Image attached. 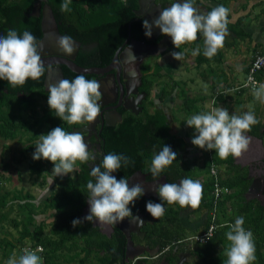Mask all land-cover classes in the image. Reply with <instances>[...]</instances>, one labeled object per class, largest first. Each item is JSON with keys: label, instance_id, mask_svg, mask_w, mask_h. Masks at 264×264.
<instances>
[{"label": "trees", "instance_id": "trees-1", "mask_svg": "<svg viewBox=\"0 0 264 264\" xmlns=\"http://www.w3.org/2000/svg\"><path fill=\"white\" fill-rule=\"evenodd\" d=\"M37 0H0V36H6L9 29H14L22 36L24 31L31 32L39 42L42 33L40 29V16L32 14L33 4ZM48 3L52 9L57 23L58 31L64 36H71L73 40L80 42L76 59L74 61L83 67L101 66L111 59L112 53L118 42L126 35L128 25H130L133 36L139 40L147 41L143 22L134 21V10L138 8L139 0H70L68 12H61L60 6L65 0H42ZM215 4L207 6L210 12L218 5H223L229 9L227 28L234 34V39L244 40L249 38V33L244 31V19L252 12L243 14L235 21H232L230 13L231 0H213ZM241 4L240 8L246 10L247 2ZM261 1V0H259ZM263 1V0H262ZM200 0H194V5ZM200 34V33H198ZM234 41V40H233ZM93 47L86 50L84 47L90 43ZM187 44L197 46L201 40L192 43L182 44L185 48ZM233 43H224V46L231 47ZM182 48V50H184ZM196 63L215 60L222 62L224 54L221 49L212 58H203L201 50L194 58ZM151 73L152 76L161 78L164 76L163 68L159 64ZM46 73V67H45ZM45 73L37 80L28 78L23 86L12 87L8 81L0 79V137L5 140L15 139L23 132L33 131L37 124H44L47 134L54 125L61 122L50 109L48 101V90L44 87ZM64 79L74 80L81 74L70 71L62 66ZM86 79L92 80V74H83ZM173 84L164 85L161 88L159 100L163 102L167 95L177 87L176 81L169 77ZM169 83V81H168ZM170 84V83H169ZM146 89L151 85L150 80H146ZM42 99L45 104L42 106L43 114L36 117L35 106L38 100ZM183 110L187 115L192 111H197L194 100H187L183 105ZM28 112H32L35 117L32 121L27 119ZM258 119V118H257ZM259 123L251 127V131L246 134L259 138L264 146V120L258 119ZM121 126L117 127L113 134L109 131L104 134V148L106 155L115 153L129 158L127 166L117 171L126 176H130L136 171L151 173V163L155 155L164 145L170 146L177 153V159L165 168L160 176H166L173 183L177 178H188L194 180L193 175L198 171L203 173L200 183L203 186V196L199 207L192 209L195 213L207 214L202 222L199 232L207 229L211 223V215L215 214L213 222L216 230L213 236L206 243H198L191 238L192 244L185 245L192 256L190 264H225L227 260L226 250L230 242L226 238V233L230 230L227 225L233 224L237 217L244 218L243 227L250 230L254 236L256 260L252 264H264V204L256 198H246V192L251 183V178L247 171L234 164L232 155L227 159H221L214 149L207 151L212 154V160H207L201 166H189L184 160L187 151L186 141L170 132V122L163 108L157 109L154 114H146L139 118L125 119ZM39 126V127H40ZM68 132V130H67ZM36 141H29L20 148L22 156L29 155V171L37 177H41L43 169L52 163L46 159H33L36 149ZM198 147V146H197ZM103 160V159H102ZM213 162L217 169V179L221 185L228 187V192L220 198H215L212 194L214 179L208 175L210 162ZM102 164V161L100 165ZM103 170V169H102ZM82 174L68 175L63 181L59 178L58 187L51 191L41 202V209L28 199L23 202L26 215L20 220L8 216L4 209L14 203L15 200H22L31 195H21V192L14 194L10 201L6 200L9 192L0 191V222L12 223L19 237L12 242L8 238H0V264H8L12 257L13 250H16L19 257V248L25 243L32 246H40L42 264H57L64 262H76V264H123L124 241L122 238H103L90 222L82 221L79 216L90 193L87 189V170ZM41 183H45L41 177ZM4 181V176L0 171V184ZM263 196L264 194L261 193ZM22 206L19 202L18 206ZM165 208V213L159 218L158 234L159 238L154 246L160 249L165 247L170 251L178 244V239L182 237V227L179 222L181 211L184 210L178 203H173L172 208ZM191 209V207L189 206ZM39 211V212H38ZM50 216L51 220L45 219L36 221L38 214ZM167 222L162 226V220ZM74 219L81 220V223L73 227ZM222 225H225L222 227ZM183 246V245H182ZM82 255V256H81ZM170 262L174 257L169 254Z\"/></svg>", "mask_w": 264, "mask_h": 264}, {"label": "clouds", "instance_id": "clouds-1", "mask_svg": "<svg viewBox=\"0 0 264 264\" xmlns=\"http://www.w3.org/2000/svg\"><path fill=\"white\" fill-rule=\"evenodd\" d=\"M69 3L70 0H65L60 6V11H70ZM228 13V8L218 5L210 12L201 14L194 6V0H180L170 7L163 8L151 24L145 19L143 27L146 30L145 35L150 38L152 27L155 25L163 35L171 37L172 43L178 49L182 44L196 41L200 33L204 38L205 55L210 59L224 46L229 35ZM57 44L66 54L74 52L75 42L71 36L59 37ZM38 47L39 42L29 31H24L21 36L16 30L9 29L6 36H0V79L16 87L23 86L28 78L37 80L43 76L45 65ZM192 54L198 55L199 48L193 50ZM171 55L176 60L183 58L180 51L172 52ZM100 88L101 85L96 80H88L83 74L71 81L61 79L57 84L48 85L47 103L55 115L69 125L91 123L101 112V105L98 103L102 97ZM253 94L256 99L264 101V84L254 87ZM186 123L198 133L192 138L193 145L205 150L214 149L221 159H227L229 155L239 157L242 151L247 150L249 137L246 133L251 131V127L258 124L259 120L252 112H246L242 116L230 115L227 108L220 107L193 115ZM88 148L79 132H67L62 127H55L47 134L40 135L33 159L43 158L53 162L54 175L63 176L75 171L77 161L86 163L96 159ZM176 159L177 153L170 146L164 145L152 160L151 174L154 177L160 176ZM122 163L127 166L129 158L108 153L103 156L101 165L92 166L90 174L95 178V182H87L90 193L87 202L90 208L85 220L104 224H116L125 218L141 220L133 214L129 205H134L135 201L144 195L145 190L139 183L130 187L128 179H117L112 175L122 167ZM156 191L160 200L168 204L178 203L182 208L199 207L203 196L202 184L188 178L179 183L161 184ZM146 210L156 219L165 213L162 203L152 201L146 203ZM80 223L79 219L72 221L73 227ZM243 224L244 218L237 217L233 224L227 225L230 230L226 233V238L230 245L226 250L225 264H252L256 260L253 233L246 230ZM207 237L210 239L208 233ZM37 251L42 252L43 249ZM8 264H42V259L36 251L25 250L18 258H9Z\"/></svg>", "mask_w": 264, "mask_h": 264}, {"label": "flooded vegetation", "instance_id": "flooded-vegetation-1", "mask_svg": "<svg viewBox=\"0 0 264 264\" xmlns=\"http://www.w3.org/2000/svg\"><path fill=\"white\" fill-rule=\"evenodd\" d=\"M154 1L162 9L170 7L173 3L180 2V0ZM200 3L201 2L195 5L201 6ZM36 10V8L33 10L34 14L37 13ZM134 15V21H144L143 16L136 14ZM155 15L156 13L153 14V16ZM128 35L129 39L126 42ZM198 35L201 36L199 40H201L202 44L203 36L202 34ZM165 36L167 35H163L162 33H160L157 35V37L152 40H148L147 37V41H142L133 36L131 27L130 25H128L126 35L122 37L118 42L116 48L114 49V52L112 53L111 59L105 64L97 66L100 68H107V66L109 67L99 74H92V80H96L101 85L100 91L102 93V97L101 100L98 102L101 105V112L99 116L94 122L91 123L86 122L85 124L69 125L67 122L61 119V122L54 125L55 127H62L65 131L68 130V132H79L84 137V142L89 147L88 151L95 155L96 159L94 161H88L86 163H81L80 161H77L75 164V171L73 173H68L63 176H57V178L61 177V180L63 181L68 175L82 174L84 173L82 171L87 170V177H89V180L95 182V178L92 177L90 173L92 166L100 165L103 156L106 155L104 148V134H106L107 131L113 134V131H115L117 127L123 125L122 121H124L125 119L132 120V118L136 119L146 114H154L155 111L159 109L158 103L156 102V98H154L151 94V90L153 89V87L156 86L155 81L153 80L154 76H152L151 73L157 67L156 65H160V60L162 59L165 53L169 52L168 50L172 45H169L166 50L160 52L158 55L142 53L140 51L135 50L132 46H134L135 41H140L145 44H156ZM93 43L94 42L88 43L84 48L86 50L91 49L94 46ZM187 46L190 47V50L192 51L197 49L195 48L197 46H191L188 44L185 46V48H187ZM119 47L121 48L117 55L118 62L111 63L115 51ZM146 80H150L151 82V85L148 90L146 89V85H144ZM162 108L163 111L167 114V109L165 107ZM251 159H254L252 160L253 162L249 163V161H247L248 164L242 168L247 171L248 175L251 178V183L249 187H251L254 192L258 193V190L255 189V184L259 178L264 177V150L261 155V153L258 152L257 148H255ZM51 164L52 163H50L49 165ZM197 174L199 175L201 173L198 172ZM112 175L116 176L117 179H121L124 177L121 172H115ZM194 176L195 174L193 175V177ZM125 178L129 180L130 187L134 184L139 183L145 190L144 195L138 198L135 201L134 205H129V207L132 209L133 214L141 219L136 220L134 224H130L129 226L131 230L130 238L133 242L134 247H136V249L142 247L146 248L147 250L145 249L143 253L136 256L133 260L125 259V255L123 254V264H175L179 261L182 256L184 257V261L182 264H190L193 259L188 249H186L185 245L190 243L192 244L193 242H191V238H194V236L203 232H199L198 230L202 222H204V220L206 219L207 214L195 213L192 211V208L190 209L189 207H184V210L181 211L179 217V222L181 224L180 227H182L183 232L181 238L183 239L181 240V242L180 240H178V244L172 249V251H170V249L166 247L160 249L159 246H154V244L159 238V235H157L159 231V218H154L146 210V203L148 201H152L154 203H162L167 209L170 207L172 208L173 204H168L166 201L160 200L156 189L161 184H172L173 182L172 180L166 178V176L164 175L161 177H154L151 173H143L140 171H136L130 176H126ZM44 179L47 180L46 177H44ZM58 180L56 188L59 185ZM181 180H183V178H177L176 183H179ZM87 199L79 216L82 221H87L84 218L89 214L90 205L88 204ZM129 219L131 218H125L124 221ZM166 222L167 220L163 218L162 226H164ZM90 224L92 227L96 228V230L101 235L104 236L103 238H122L125 242V251L127 237L122 231H120L115 226V224H104L99 223V221L90 222ZM136 226H139L137 227V231L134 230ZM134 249H132V253H134ZM170 252L174 257L173 262H170L169 259Z\"/></svg>", "mask_w": 264, "mask_h": 264}, {"label": "rangeland", "instance_id": "rangeland-1", "mask_svg": "<svg viewBox=\"0 0 264 264\" xmlns=\"http://www.w3.org/2000/svg\"><path fill=\"white\" fill-rule=\"evenodd\" d=\"M204 1V0H201ZM211 4H215L213 0H209ZM243 2V0H239L238 3ZM172 46L169 48V52L165 53L162 58H168V61L165 63V65L162 66L163 68V74L164 76L161 78L154 77L153 80L155 81V87L151 90V94L154 98H156V102L158 103V107L162 108L165 107L167 109V113L170 114V111H173V114H175L177 118L176 126L180 125L184 122V118L188 119V116L185 113V110H183V100H189V95L192 93H204L209 99H211V96L213 94L212 88L215 89L222 88V83L225 81L221 80V77H216V72L208 73L207 75L210 77L209 79H206V76H200V72L202 69H199L193 65V59L195 58L192 54V50H190V47L183 48L180 46V48H176L174 44H171ZM188 45V44H187ZM191 46H195L194 44H189ZM182 48L184 50H182ZM182 52L183 58L181 60H176L171 55L172 52ZM226 56L225 58L226 63L220 64L219 67L225 68L226 65H229L231 68L233 74V83H236L238 85H241L245 81L246 73L242 71L240 68L239 61H232L230 60L231 56L234 57L232 54L233 52L229 48L226 50ZM241 55H244V53L241 51ZM216 69V68H214ZM173 72V73H172ZM204 74V73H203ZM202 74V75H203ZM173 79L175 76V80L177 83V87L174 90V94L172 95L174 97V101L172 102V108L167 107L166 100L163 102H160L158 99V95H160L161 88L164 85H170L173 84V81L169 80V77ZM216 77V82L214 86L211 85L212 79ZM227 83H231L229 81V78L225 77ZM228 79V80H227ZM169 81V83H168ZM264 84V76L260 78V85ZM258 86V87H259ZM244 93L241 96V99L243 100V103L246 104L248 112L254 113L255 117L258 119L264 120V101L256 99V97L253 94V91H251L248 88H244ZM171 103V102H170ZM207 108L210 107L209 102L207 101ZM45 104V101L42 99L38 100L37 105L35 106V114L36 117H41L43 114L42 106ZM201 108V107H200ZM193 112V111H192ZM191 112V113H192ZM167 115V114H166ZM168 117V116H167ZM192 117V116H191ZM27 119L29 121H32L35 119V117L32 115V112H28ZM171 123L173 125V122L171 120ZM37 124L33 127V131H27L23 132L20 135H18L15 139H8L5 140L0 137V171L4 176V181L0 184V191L1 192H9L6 196V200L10 201L12 196L14 194H18V192H21V195H31V197L24 198L22 200H15L14 203H11L10 206L6 207L4 209V212L8 214V216H13L16 218V220H20L23 216H25L26 210L25 207H23V202L30 201L37 207V209H41V202L44 200L46 195H48L51 191L56 189L57 185V176L54 175L52 172L54 164L52 162L51 165H48L43 169L41 177H46V182L41 183V177H37L35 174H32L29 171L28 162L30 159L29 155L22 156L20 153V148L27 144L29 141H27V138H30L31 141H36L38 138L40 139V135H44L45 133V127L42 123L41 126ZM186 127V125H185ZM181 128V127H179ZM182 132V129H181ZM195 131L190 130L189 134H193ZM179 134V132H178ZM209 151V150H206ZM211 152V151H210ZM209 152V154H210ZM186 157L184 156V159L186 163L191 164L192 163V155L186 154ZM207 155L208 160H212L210 155ZM202 156V155H201ZM195 158V162H198L197 164H202L204 161H206L203 157ZM200 159V160H199ZM49 161V160H48ZM197 180V179H196ZM246 198H258V200L264 204V196L260 193L254 192L253 189L248 191L246 193ZM21 202L22 206H18V203ZM39 212V211H38ZM36 221L45 219L46 222L51 220L50 216H44L40 213L35 217ZM19 237L18 231L13 228L12 223L7 221L0 222V238H8L10 241H14L15 238ZM192 242V241H191ZM36 254L38 255V251H36ZM17 257L16 250H13L12 257ZM82 256V255H81ZM91 262H95V260H92ZM91 262H88L87 264H90ZM57 264H76V262H64V263H57Z\"/></svg>", "mask_w": 264, "mask_h": 264}, {"label": "crops", "instance_id": "crops-1", "mask_svg": "<svg viewBox=\"0 0 264 264\" xmlns=\"http://www.w3.org/2000/svg\"><path fill=\"white\" fill-rule=\"evenodd\" d=\"M239 0H231L230 2V13H231V20L235 21L238 17H240L243 14H247L250 10H252L251 14L249 16H247L244 19V26L243 29L244 31H246L247 33H249V38L244 39V40H239V39H234L232 40V45L231 47H226L223 46L222 48H220L223 52L224 55H226V50L229 48V50L231 49V51L233 52V56H231L230 60L232 61H239L240 63V68L242 69L243 72L246 73L248 64L253 56L254 53L258 52V51H264V0L259 1V0H249L247 2V8L246 10H242L240 8L241 4L246 3L245 0H243V2L238 3ZM200 5L203 6L205 9H207V6H211V3L209 2V0H204L201 1L200 0ZM171 45V44H170ZM188 47V46H187ZM195 48H199L200 50H203V44L197 45V47ZM166 50V49H165ZM241 51L244 53V55H241ZM162 52V51H161ZM202 53V51H201ZM226 56H224V59L222 62H217L215 60H209V61H204L201 63H196V60L193 59V65H195L200 72V76H206V79H209L210 77L207 75L208 73H213L216 72V77L218 78L219 76L221 77L222 81H225L222 83L223 87L219 88V89H215L214 87L212 88V96L211 99H209L204 93H192V95H189L190 100H194L195 101V105L197 107V111H193L191 114H189L188 119L191 118V116L196 115V114H201V113H207L210 112L216 108H220V107H224L227 108L229 111V114H235L237 116H242L244 113L248 112L246 104L243 103V100L241 99L242 94L244 93V90L242 88L238 89V84L233 83V72L231 70V68L229 67V65H226L225 68H221L219 67L220 64H224L226 63ZM204 58V57H203ZM168 61V58H162L160 60V65L163 66L165 65V63ZM216 68V69H214ZM173 73V72H172ZM204 73V74H203ZM203 74V75H202ZM170 76V75H169ZM216 77L212 79L211 85L214 86L215 82H216ZM225 77L229 78V81H231V83H227ZM158 78V77H156ZM172 79V78H171ZM172 80H175V76L173 77ZM228 80V79H227ZM172 85V84H170ZM169 85V86H170ZM174 94V91L171 92V94L166 96V103H167V107H171L172 108V102L174 101V97L172 96ZM158 95V99H159ZM186 99L183 100V103H186ZM209 102L210 107L207 108V103ZM171 102V103H170ZM201 107V108H200ZM169 117V122H170V132L173 133L174 135L178 136V137H182L185 139L186 141V146H187V153L186 154H191L192 157V163L188 164L190 167L197 165V166H201L202 164H197L198 162H195V158L203 157L207 160V155L209 154L205 149H201L195 145L192 144V138L197 135L198 133H196L194 127H189L186 123V118H184V122L181 123L180 125H178V127L176 126V122H177V118L175 116V114H173V111H170V114H168ZM171 120L173 122V125L171 123ZM186 125V127H185ZM181 127V128H179ZM182 129V132H181ZM190 130L195 131L193 134H189ZM179 132V134H178ZM249 137V144L247 147V150L242 151V154L239 157H233V162L235 165L240 166V167H244L248 164L247 161H249V163H252L254 159H251V157L253 156V153L255 151V148L258 149V144L256 142V140H254L252 138V136L248 135ZM212 158V154H209ZM262 155V152H261ZM184 156L186 157V155L184 154ZM262 158V156H261ZM186 159V158H185ZM184 159V160H185ZM213 159V158H212ZM200 160V159H199ZM245 160V161H243ZM187 161V160H186ZM198 172L201 173V171L198 170ZM203 176V173L201 174H197L193 177V179L195 181H200L201 177ZM197 179V180H196ZM181 239H178L182 240ZM183 242V241H182ZM167 248V247H166ZM39 252V251H38ZM41 254V252H40Z\"/></svg>", "mask_w": 264, "mask_h": 264}, {"label": "water", "instance_id": "water-1", "mask_svg": "<svg viewBox=\"0 0 264 264\" xmlns=\"http://www.w3.org/2000/svg\"><path fill=\"white\" fill-rule=\"evenodd\" d=\"M196 6V5H194ZM198 8V11L203 14L207 13L206 9L203 6H196ZM37 9V13L34 14L33 10ZM152 12V13H149ZM162 8L155 3L154 0H139L138 1V8L134 10V14L143 16V19L148 20L151 24L154 19L158 18V16L161 14ZM156 13L155 16L153 14ZM32 14L36 16H40V29L42 36L39 40V47L38 51L40 52L41 59L46 67V73L44 78V87L46 90H48V85L57 84L61 79H64L63 73H62V66H65L70 71L76 73V74H99L106 70L109 66L100 68L97 66L92 67H83L78 65L74 59L75 56L80 48V42L75 41V49L72 54H66L59 48L57 44V40L59 37L64 36L59 33L57 28V23L55 21L53 12L51 7L48 3H43L42 0H37L33 4ZM229 35L226 37L225 42L230 43L233 40L234 34L231 30H229ZM161 33V30L153 25L152 27V35L148 40H152L155 37H157L158 34ZM130 34V33H129ZM201 38L200 35H198L197 40ZM129 39V35L126 39V42ZM172 44V39L169 36L163 37L159 42L156 44H145L140 41H135L134 46H132L135 50L140 51L145 54H152V55H158L161 51H164L167 49V47ZM203 44V50H202V57L206 58L205 55V45H204V38L202 39ZM137 46V48H136ZM121 47H119L111 60V63L118 62V53ZM110 63V64H111ZM50 66V67H49ZM118 67V66H116ZM254 140H256L258 144V152L261 153L264 150V146L262 143V140L256 137H252ZM264 161V160H263ZM251 187L248 188V191H250ZM255 189L258 190V193L264 194V177H261L257 180L255 184ZM136 220L129 219L126 221H120L115 224V226L122 231L126 237V245H125V259L127 260H133L136 256L140 255L144 252L146 248L139 247L136 249L134 247L133 242L130 238V224H134ZM137 227L134 229L137 231ZM135 248V249H134ZM132 249H134V253H132ZM147 250V249H146ZM184 261V257L182 256L179 261L175 264H182Z\"/></svg>", "mask_w": 264, "mask_h": 264}, {"label": "built area", "instance_id": "built-area-1", "mask_svg": "<svg viewBox=\"0 0 264 264\" xmlns=\"http://www.w3.org/2000/svg\"><path fill=\"white\" fill-rule=\"evenodd\" d=\"M264 76V51H258L253 54L247 70L246 77L244 83L238 85V89L248 88L253 91L254 87H258L260 84V78ZM218 169L216 165L211 161L209 165L208 175L212 176L214 179V186L212 190V194L215 198H220L224 193L228 192V187L221 185L217 179ZM211 215V223L208 225L207 229H205L202 233L194 236V240L198 243H206L209 239L207 237V233L211 238L216 230V224L213 222L215 214L213 211L210 212ZM211 230V231H210ZM40 246H32L30 243L23 244L19 249V254L23 255L25 250L29 251H37L40 249ZM38 255L41 257L40 251ZM42 259V257H41Z\"/></svg>", "mask_w": 264, "mask_h": 264}]
</instances>
